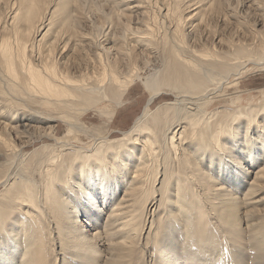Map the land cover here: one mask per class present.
Instances as JSON below:
<instances>
[{
    "label": "bare ground",
    "instance_id": "1",
    "mask_svg": "<svg viewBox=\"0 0 264 264\" xmlns=\"http://www.w3.org/2000/svg\"><path fill=\"white\" fill-rule=\"evenodd\" d=\"M248 3L264 6L258 0L241 6ZM224 5L0 0V160L9 157L0 164V264H48L42 251L50 241L55 264H183L184 254L193 264H227L246 238L262 264L264 209L258 212V203L264 199L249 196L264 192V97L249 111L244 105L234 113H206L205 106L247 69L240 51L264 59V43L251 50L264 35L254 30L244 41L215 30L216 15L227 16ZM228 10L247 21L242 10ZM142 51L158 65L144 78L150 64L141 66ZM137 80L150 102L131 129L114 138L92 134L82 116L97 110L111 124ZM165 87L180 96L153 109ZM58 118L67 125L64 136L52 124ZM81 134L92 143L83 144ZM48 135L54 145L26 152ZM249 161L255 171L247 170ZM242 172L246 200L232 188L243 184ZM112 199L117 203L102 230L90 236L80 229V203L92 209ZM227 239L236 247L232 254ZM137 245L142 252L149 246L139 262Z\"/></svg>",
    "mask_w": 264,
    "mask_h": 264
},
{
    "label": "rangeland",
    "instance_id": "2",
    "mask_svg": "<svg viewBox=\"0 0 264 264\" xmlns=\"http://www.w3.org/2000/svg\"><path fill=\"white\" fill-rule=\"evenodd\" d=\"M245 1L247 3V0H225L226 6L224 5V7L226 8V10H224V11L227 14V16L224 17L223 14H221V12L218 15H216L215 19L213 20L214 29L218 30L220 33H224V34L226 33L225 34L226 37L227 36L233 37L236 35L238 37L237 38L235 36L236 40L241 39L244 41H247L246 38L248 39V41L252 40L254 30H257V31L259 30L264 35V6L261 7V9L259 7L257 8L256 7L257 5H255V6L249 5L250 3H248L247 5L241 6V3L242 2L245 3ZM258 1L264 2V0H258ZM227 5L232 7V9H236V10L239 9V10H242V12H245L247 17H248L247 21L248 20L249 21L248 22L246 21L247 23L246 22L241 23L238 19L239 15L238 14L235 15V14H233L234 12H232L231 10H228ZM229 11H231V13ZM257 35H256V37L260 36V34L258 36ZM209 37H211V36H209ZM209 37L207 38L208 41H206V43L209 42L208 44H210L212 41L211 40L212 38L210 39ZM257 39H259V37ZM258 43L261 45L262 43H264V40L263 41L259 40L257 42V44ZM257 44L255 42V44L253 45V49H251L252 51H254V49H257L260 47V45L258 44V46H257ZM254 47H256V48H254ZM112 50L115 51V48L113 47ZM249 50L246 49V50L240 51L241 53H239L241 56L242 55L246 56V59H249V62L248 63L246 62L247 63V69L241 75V77L237 80L238 83L235 85L232 84L233 86L224 84L220 91L216 92V94H212L209 97V99H212V100L209 102V104H207L205 106L206 113H207V111L213 112L215 110H222V109L226 110V114H227V111H229L228 113H234L241 106L243 108L244 105L246 106V110H244V111H249L252 107L260 105L261 99L264 97V70H262V69H264V64H263L264 59H262V60L258 59L259 56H257V58L256 57L255 58L254 57H248L247 53L250 52ZM143 53H142V57L140 58V60L142 62L141 66H143V64L146 65L144 63L145 62L144 60H148L149 61L148 63L150 64L147 67V69L144 70L145 72L142 75L144 78L145 76H147L151 72V68L152 69L156 68L158 65H156L157 62H156V59L154 57H152V55H153L152 53H149L151 55L147 54V52H143ZM149 56H151V57H149ZM255 59H257V60H255ZM153 60H154V62H153ZM236 77H237L236 75H233L230 80L233 81L234 79H236ZM142 81L143 80H137L129 88V90L125 94L124 104L121 107V109L118 111L117 115L115 116V118L111 124H109L108 119L105 116L101 115L97 110H90L87 112V114L84 117L82 116V118H81L84 125L87 126L86 128L91 129L90 132L92 134L94 131L95 132L101 131L103 134L107 133V135L111 138L122 136L123 131L130 130L131 127L134 125V122L136 121L138 116L143 112L146 105H148V103L150 102V93ZM238 95H239V97H238ZM177 96L178 97L180 96V92L173 91L169 87H165L163 92L160 94V96L155 99V101L152 105V108L156 109L160 104H163L166 102H176V100L178 99ZM232 96L233 97L237 96L238 99L239 98H241V99H240V101L237 99V100H235L236 102H233ZM237 101L239 102V104ZM247 107H249V108H247ZM242 108H240L241 109L240 111L243 110ZM240 113H242V112H240ZM220 116H222V114L219 115L218 118H221ZM52 124H55L58 127V135L64 136L66 134L68 129H67V125L65 124V122L63 120L58 118ZM41 126H46V125L41 124ZM38 129L39 130H37L36 132L39 133V132L43 131L44 127H39ZM45 137L46 138H45L44 142H33L31 145L27 146L25 148L26 152H30L33 149L41 147L43 145V143H51L52 145L55 144L54 138H52L49 135L45 136ZM81 137H82L83 144H85V142L88 144L92 143V141H91L92 137H90L89 135H82L81 134ZM49 150H47L45 152V154L49 155L52 148ZM8 161H9V157L5 156V157H3L2 160H0V164L1 163L6 164ZM225 161H229V159L228 160L226 159ZM249 162L250 163H249V165H247V170L255 171L253 168L255 165L254 161H249ZM118 165H119V163H118ZM243 170H245V169H243ZM244 172L241 173V180H242L243 184L238 183V184H234L232 186L233 192L236 194V196H238V198L240 200H246L245 194L248 192V189H249L248 181L246 180L244 182V180H243ZM252 178L253 177H250V180ZM247 179H249V178H247ZM252 196H254L256 201H259L261 198L264 199L263 198L264 192L262 190H260V191L254 193L253 195H251L249 197H252ZM113 200L114 199H112L111 201H108V202H104V201L100 200L97 203V205H94L92 207V209H88L86 207L89 205V203H80V205H81L80 210L83 211V215L80 216L79 220H78L80 229L83 230L87 235H90V236H94L99 231L98 228H100L102 230V228H103L102 225L105 224L107 215L115 207V205L117 203V200H114V201ZM87 201L90 202V200H88V199H87ZM262 202L264 203V200H262ZM102 203H106V204H102ZM83 206L86 208H84ZM258 206H259L258 212H261V210L264 209V205L262 206L261 203H258ZM243 207L244 206H242L239 210V214H238L239 216H244L242 214L243 209H244ZM85 212H87V213H85ZM95 212H97V214H95ZM13 217H14L13 218L14 220L19 219L17 215H14ZM97 222H98V224H97ZM13 225L17 226V224L16 225L13 224ZM8 228H10V227H8ZM105 241H106V239L102 238L100 247L103 250H105L103 252V254L107 255L108 245L104 244ZM245 241H246L248 246L246 245L244 247L243 246L241 247V245L239 244L240 247H238V246L237 247L239 248L240 252L237 255H235V257H233V259L229 258V260H231V261H227V264H258V261L256 259V255H257L256 247L248 244L247 238L243 242H245ZM106 243H108V242L106 241ZM224 243L226 245H228V250H229V246H230L229 251L231 254L234 252V250H236L235 246H232L231 244H229L230 243L229 239L223 241V244ZM45 244H47L46 241H45ZM142 248H144L143 250H145V249L146 250L144 252H142L140 250L139 245H137L134 249V251H137L135 254V258L138 262L141 260L142 257H144V255H146L147 251L149 250V246H148V249L145 248L144 246H142ZM56 250H57V247H56ZM58 251H59V249H58ZM54 254L58 255L54 249V246L51 244V241H50L48 243V246L45 249V251L44 252L42 251V256L44 257V259H46L49 262L48 264H55V261H54L55 255ZM192 259H194V257H192V256L186 257V254H184L183 259H181V261L186 262L183 264H193L191 262ZM160 263H162L161 259H160ZM138 264H150V263H149V260L146 259L145 261L139 262ZM162 264H166V263H162ZM217 264H221V263H217ZM259 264H261V263H259ZM262 264H264V259L262 260Z\"/></svg>",
    "mask_w": 264,
    "mask_h": 264
}]
</instances>
